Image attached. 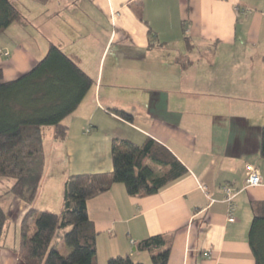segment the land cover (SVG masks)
Returning <instances> with one entry per match:
<instances>
[{
	"label": "crops",
	"instance_id": "crops-1",
	"mask_svg": "<svg viewBox=\"0 0 264 264\" xmlns=\"http://www.w3.org/2000/svg\"><path fill=\"white\" fill-rule=\"evenodd\" d=\"M10 2L21 21L0 31V81L28 71L54 44L93 85L62 121L66 138L52 131L43 141L44 175L31 205L10 193L1 197L7 223L0 264H27L18 248L30 208L59 212L69 176L112 171L114 138L136 145L151 138L187 172L151 195L130 196L115 183L87 200L96 264L115 256L148 264L149 253L136 244L154 234L167 240V264H254L250 204L264 200V0ZM184 36L191 47L173 59L166 46ZM199 45L209 48L193 47ZM247 164L258 170V186H246ZM6 181L1 192L11 185ZM224 186L233 191L230 203Z\"/></svg>",
	"mask_w": 264,
	"mask_h": 264
},
{
	"label": "trees",
	"instance_id": "trees-1",
	"mask_svg": "<svg viewBox=\"0 0 264 264\" xmlns=\"http://www.w3.org/2000/svg\"><path fill=\"white\" fill-rule=\"evenodd\" d=\"M21 21L10 0H0V31ZM191 47L189 37H183ZM93 81L58 46L50 44L44 56L28 71L9 81H0V177L11 179L0 191V243L7 223L1 197L10 193L30 204L36 197L45 169V129L53 137L66 138L62 121L81 103ZM120 116L131 119L125 112ZM259 152L264 159V126L259 130ZM112 171L69 176L63 188L59 212L30 208L20 225L18 253L27 264H96V232L87 216V200L122 183L130 196H147L178 179L186 167L163 145L147 138L136 145L114 138L111 142ZM252 219L248 244L254 264H264V200L250 204ZM57 237L69 248L55 251ZM149 253L152 264H167L169 246L162 234H154L136 244ZM106 264H143L129 256L108 258Z\"/></svg>",
	"mask_w": 264,
	"mask_h": 264
},
{
	"label": "rangeland",
	"instance_id": "rangeland-1",
	"mask_svg": "<svg viewBox=\"0 0 264 264\" xmlns=\"http://www.w3.org/2000/svg\"><path fill=\"white\" fill-rule=\"evenodd\" d=\"M25 3V2H24ZM26 5V3H25ZM135 5V4H134ZM25 9V8H23ZM26 11V10H25ZM25 11H23V13H25ZM29 15V13L27 14V16ZM169 44H167L166 48H170V57H172L173 59H175L176 57H183L184 56V51L186 50V45L183 41V39H178V38H175L173 37L171 40H169L168 42ZM194 48H209V47H206L204 45H199V47H196V46H193ZM112 50L109 54V57L107 58V61H106V65L104 67V79L106 80L109 76H106L108 71H107V66H108V62L110 61V57L111 55H113V52H114V46L111 47ZM197 50H194L193 53H196ZM202 54H210L206 51H203ZM207 57V56H206ZM174 61V60H173ZM173 65L170 66V69L172 68ZM119 79V78H117ZM52 131H53V128L50 126L48 128L45 129V136H44V140L46 141L47 139H49L51 136H52ZM0 180H8L6 182H10L11 179L9 178H4V177H0ZM9 186V184H5V186ZM4 189V188H3ZM3 192V191H2ZM55 251H57L58 253L60 254H65L67 253V251L69 250V248L64 244L63 240L61 237H57V243L55 245ZM147 255V254H146ZM148 256V255H147ZM149 258V263L148 264H152L151 262V258L148 256Z\"/></svg>",
	"mask_w": 264,
	"mask_h": 264
},
{
	"label": "built area",
	"instance_id": "built-area-1",
	"mask_svg": "<svg viewBox=\"0 0 264 264\" xmlns=\"http://www.w3.org/2000/svg\"><path fill=\"white\" fill-rule=\"evenodd\" d=\"M245 171H246V186L247 187H254V186H258L261 183V178L259 175L258 170L251 164H247L245 166ZM224 192L226 194V199L229 201V203L231 202L232 198H233V191L231 189V186H224ZM232 210V206H230V208ZM229 221H233L234 218L232 216H230L228 218ZM132 243H134L133 241H131ZM205 256L209 254V252H204L203 253Z\"/></svg>",
	"mask_w": 264,
	"mask_h": 264
}]
</instances>
